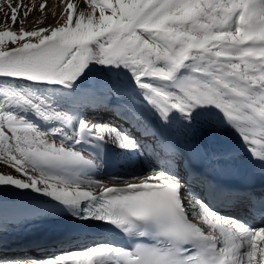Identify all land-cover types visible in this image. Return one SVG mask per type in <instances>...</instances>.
<instances>
[{
	"label": "snow or ice",
	"instance_id": "6c2138e0",
	"mask_svg": "<svg viewBox=\"0 0 264 264\" xmlns=\"http://www.w3.org/2000/svg\"><path fill=\"white\" fill-rule=\"evenodd\" d=\"M47 9L46 2L40 3L41 17L26 28L37 11L35 0H0V79L68 86L89 63L123 66L163 123L173 111L190 120L196 107L212 106L234 129H248L241 139L253 160L264 162V0H60L52 8L51 24ZM185 68L190 75L177 81ZM24 106L45 121L70 122L0 85V185L31 188L65 205L88 201L85 219L126 233L136 222H149L157 234L154 245L137 244L132 250L100 245L30 264H264V227L249 228L181 196L183 185L166 173L152 172L127 188L54 174L92 161L50 142L49 133L57 135L60 128L43 133L12 111ZM79 132L123 149L138 147L108 125L82 120ZM160 153L171 158L174 146L164 141ZM84 183L100 195L80 190ZM246 199L252 210L264 212V197Z\"/></svg>",
	"mask_w": 264,
	"mask_h": 264
},
{
	"label": "bare ground",
	"instance_id": "6f19581e",
	"mask_svg": "<svg viewBox=\"0 0 264 264\" xmlns=\"http://www.w3.org/2000/svg\"><path fill=\"white\" fill-rule=\"evenodd\" d=\"M55 1L56 0H47L48 9L46 14L48 16L49 24L53 23L51 11L56 5ZM74 2L80 3V0H74ZM179 74L185 75L183 78L177 79V81L190 75L187 68L179 71ZM154 86L156 85L154 84ZM168 90L171 91L173 89L171 86H169ZM96 93L97 95H102L104 102L101 101L95 104L93 111H91L92 116L96 117L97 119L110 120L117 124L122 131L136 137L135 139L137 141L138 147L134 150L122 148L119 150L115 149L116 151H113L111 146L109 147L110 158L116 163V165H118L117 161L120 159L123 161L124 159H131V161H134V159L138 158L137 153L141 149L147 151L151 160L149 163L151 168L160 169V171L163 173H178L179 157L175 154L171 158L167 154L162 155L160 153L159 147H157L156 142L159 143L161 139H167L171 133L180 131L185 132V130L187 131V129L182 128L185 127L182 126V124L189 126L190 129H193L198 134L200 133L205 135L209 140L212 141V143H216V145L220 148L222 147V150L225 151L230 157L242 158L250 155L240 136V134L248 131V129H234L225 121L223 115L212 106L196 107L191 113L190 120H185L179 112L173 111L168 116V122L163 123L153 108L150 107L149 104L144 100L143 90L138 88L133 77L130 81H122L116 86L105 84V88L102 90V92L97 91ZM124 108L127 110L126 112H123ZM129 116L132 117L133 120L135 119L134 121L136 125H133V123L126 119ZM43 122L44 123L42 125L44 130H48L47 125H52V122L49 120L47 123L44 120ZM79 123L80 122L76 115L70 119L68 125L61 124L62 127L60 126L62 134H64V132H68L69 134L72 132L74 133L71 135L68 134L69 136L65 135V137L59 136L58 134L55 136L59 137V139L63 138L66 143H69L74 147H77L79 143L87 144L94 142L96 139L86 132H79V135H77ZM89 123L93 124L91 122ZM78 138L80 142L76 143L75 141ZM80 152L85 154L83 150H80ZM176 157L178 159L177 162L175 161ZM111 168L97 171V169H95L93 166L80 167L82 171H86L92 176H100L103 170V174H106L107 170L111 172ZM151 176L152 174H150L148 177ZM188 181L192 191L197 194L196 196L199 195V197L205 199L206 206L210 210L218 213H225L233 217L235 220L242 222L247 227L254 223L253 214L248 209L250 205L246 199V197L250 195L215 196L210 190L207 191L203 181L198 179H188ZM140 182L141 179L136 181L112 179V183L109 185L127 186L129 183L139 184ZM109 185L106 186L108 187ZM84 186L88 187L87 184H84ZM97 192L99 191H94V194L96 195ZM11 200L13 199H0V250L4 251L7 256L16 255L27 260H41L43 259L41 257H58L64 253L82 252L83 250H86L87 247L92 248L94 245H111L113 248L126 250L121 248L117 242L110 243L108 241V238L110 237L107 238L104 235L95 234L93 236H66L65 239L63 238L61 241H59V239H54L49 242H40L38 237L41 228H43L45 225L48 226L52 224V222L55 220H64L73 215L75 209L78 208L79 205H65L62 202L46 195L42 196L41 200H39V203L42 206L39 205L33 208L30 207L31 211L33 209L32 212L34 214H27L24 212L23 208H27L30 205L27 206V202L25 200H20V203L13 204L12 207H9L11 206V204H9ZM21 203H23V205H21ZM185 204L187 205V200H185ZM41 207H48L49 209L52 207V209L51 211L46 209V213H44V211H40V213L34 212L36 210H41ZM246 209L247 212L245 211ZM56 213H59V215L54 216ZM11 214H14L16 218L9 217ZM23 220H26V222H22Z\"/></svg>",
	"mask_w": 264,
	"mask_h": 264
},
{
	"label": "rangeland",
	"instance_id": "374dc122",
	"mask_svg": "<svg viewBox=\"0 0 264 264\" xmlns=\"http://www.w3.org/2000/svg\"><path fill=\"white\" fill-rule=\"evenodd\" d=\"M12 2L15 4L17 0H12ZM28 2L29 0H25V3H28ZM43 2L47 3V0H35V3L37 4V11H35L32 15H30L28 20L25 22L24 26L26 28L33 27L34 21L37 18L41 17L42 14L38 10V5ZM55 2L57 4L60 2V0H56ZM4 7L6 8V5H4ZM3 19H4V14L0 12V22H3ZM8 22L11 23L10 20ZM47 23L49 24L48 20H47ZM19 26L20 25L17 24L15 27L18 29ZM184 75L185 74L180 75L178 72L176 79L183 78ZM131 78H132V74L129 72L128 69L124 68L123 66L113 67V66H103L97 63H89V65L85 68L81 76H79L76 81L71 82L68 86H63V85H58V84H48V83H34L31 81H27V80H16V79H10V78L0 79V85L8 86V87H11V88H14L20 91L22 94L26 95L27 98L32 103L37 104L40 107V110L47 115L55 116L56 114H59L61 116H66L70 119L77 115V119L79 120V122L83 120L86 122H91L94 125H108L113 128H116L118 131L126 134L128 137L136 141L135 139L136 137L122 131L117 124L113 123L110 120L97 119L96 117L92 116V113H91L96 103H99L101 101L104 102L102 99V95L101 94L97 95L96 93L97 91L102 92V90L105 88V84L116 86L120 84L122 81L123 82H126L127 80L130 81ZM12 111H14L17 116L23 118L26 122L31 123L34 126H36L38 130L43 133H49L50 129L62 127L60 121L55 120V119H50L49 121L52 122V125L49 126L46 124L48 127V130H44L43 125H42L44 123L43 122L44 119L38 116L35 113V111H33L29 106L15 108V109H12ZM126 111L127 110H125L124 108L123 112H126ZM126 119L129 120V122L133 123L134 125L136 124L134 121L135 119L133 120L132 117L129 116ZM47 121L45 122L47 123ZM72 133L69 134L68 132H64V134H62L60 132L58 135L65 137V135L69 136ZM49 139H50V142L52 139L54 142H57L59 144L65 145L66 147L73 148L74 150H76L73 145L71 146L70 144H65L61 139H59V137L55 135L51 136V133H49ZM106 143L107 145L109 144V146H111L113 151L122 149L120 147H117L115 144H112L110 141ZM137 157L138 158H136V160L138 161L133 162V163L130 161L131 159L130 160L124 159V161L120 159L117 167L114 168L116 169L114 172H109L107 174H101L100 176L99 175L92 176L88 174V172L82 171L80 167L56 170L54 174L64 175L67 177H79L81 179L90 178V179H94L97 181H103L105 182L106 185H109L112 183V179L136 181V180L148 177L150 174H152V172L161 173L160 169H153L150 167L149 163L151 161L147 157V154L145 151L140 149L139 152L137 153ZM91 166L97 169V171L100 170V166L93 161H92ZM3 171H8L7 167H4ZM12 171L16 178H21L20 174L14 173V170ZM133 178H137V179H133ZM84 184H87V183H84ZM84 184L82 185L83 188L81 187L80 190H91L93 191V193L94 191H96L94 186L92 188H89V187L84 186ZM182 195H188L195 199H198V197L191 195L187 191H185L184 187H182ZM42 196H46V195L42 194V192H39V191H33L31 188L20 189L14 185H9V184L0 185V199H13L9 202V204H11V206L9 207H12L13 204L20 203V200L22 201L25 200L27 202V206L30 205L27 208H23L24 212L27 214H34L32 212L33 209L31 211L30 207L33 208L39 205L42 206L39 203V200H41ZM200 201L202 202V200ZM21 205H23V203H21ZM43 208L41 210H38V211L36 210L34 212L40 213V211H44V213H46V209L48 211H51L52 209V207L51 209H49L48 207H45L44 209ZM245 211L247 212V209ZM20 213H21V207H20ZM214 213H216L217 215L221 217H231L225 213H218V212H214ZM58 215L59 213H56L54 216H58ZM9 217L16 218L14 214L9 215ZM22 222H26V220H23ZM258 227H262V225L257 224V225L249 226V228H258ZM96 246H99V245H94V247ZM41 258L43 259L27 260V259L21 258L16 255L7 256V254H5L4 251L0 250V264H6V262L11 261V260L16 261L17 264H30V262L46 261L49 259H53L55 257L52 256V257H41Z\"/></svg>",
	"mask_w": 264,
	"mask_h": 264
}]
</instances>
